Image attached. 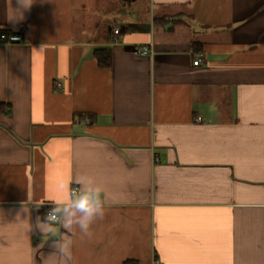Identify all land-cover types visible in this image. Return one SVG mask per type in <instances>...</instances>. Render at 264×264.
<instances>
[{
	"label": "crops",
	"instance_id": "0c3cea01",
	"mask_svg": "<svg viewBox=\"0 0 264 264\" xmlns=\"http://www.w3.org/2000/svg\"><path fill=\"white\" fill-rule=\"evenodd\" d=\"M17 7L0 0V34L24 37L0 42V264H264V0ZM81 176L104 189L94 235L44 233Z\"/></svg>",
	"mask_w": 264,
	"mask_h": 264
},
{
	"label": "clouds",
	"instance_id": "9594fccd",
	"mask_svg": "<svg viewBox=\"0 0 264 264\" xmlns=\"http://www.w3.org/2000/svg\"><path fill=\"white\" fill-rule=\"evenodd\" d=\"M35 0H17L19 15L12 18L13 22L23 19V13L30 11ZM72 183L78 185L73 189ZM57 190L63 193L61 199L55 201L41 220L37 218V226L45 233L54 232V226L60 225L65 229H78L82 237L91 239L94 235L92 226L105 217V206L102 199L103 187L94 177L81 176L74 181L61 182ZM26 209V208H25Z\"/></svg>",
	"mask_w": 264,
	"mask_h": 264
},
{
	"label": "built area",
	"instance_id": "2783aa9c",
	"mask_svg": "<svg viewBox=\"0 0 264 264\" xmlns=\"http://www.w3.org/2000/svg\"><path fill=\"white\" fill-rule=\"evenodd\" d=\"M113 34L115 36H118L121 34V31L119 28H116L114 31H113ZM0 42L3 43V44H22L24 42V37L22 34H19V33H8V32H3L0 34ZM137 52L140 53V54H143V55H147L148 53V50L145 49V48H137ZM204 61V58L203 56H196L194 62H193V65L194 66H198L200 65L202 62ZM198 122H201V118H198L197 119ZM76 189V188H74Z\"/></svg>",
	"mask_w": 264,
	"mask_h": 264
},
{
	"label": "trees",
	"instance_id": "16d2710c",
	"mask_svg": "<svg viewBox=\"0 0 264 264\" xmlns=\"http://www.w3.org/2000/svg\"><path fill=\"white\" fill-rule=\"evenodd\" d=\"M170 20L167 19H158L155 20V26L163 27L166 23H168ZM172 21V20H171ZM173 23V21H172ZM192 48L195 52L200 51V45L198 43H193ZM94 58L97 61L98 65L102 68H110L111 67V53L106 48H100L95 50Z\"/></svg>",
	"mask_w": 264,
	"mask_h": 264
},
{
	"label": "rangeland",
	"instance_id": "374dc122",
	"mask_svg": "<svg viewBox=\"0 0 264 264\" xmlns=\"http://www.w3.org/2000/svg\"><path fill=\"white\" fill-rule=\"evenodd\" d=\"M143 7H144V4L142 3V8H143ZM117 22H118V21H117ZM115 29H116V28H114V30H115ZM114 30H113V31H114Z\"/></svg>",
	"mask_w": 264,
	"mask_h": 264
}]
</instances>
